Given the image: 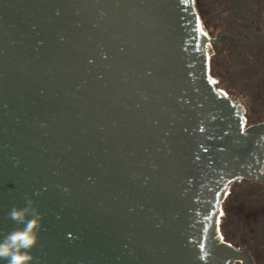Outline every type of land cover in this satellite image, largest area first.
<instances>
[{
    "label": "water",
    "instance_id": "95a60500",
    "mask_svg": "<svg viewBox=\"0 0 264 264\" xmlns=\"http://www.w3.org/2000/svg\"><path fill=\"white\" fill-rule=\"evenodd\" d=\"M202 30L196 0H0V238L31 199L32 264H253L218 230L228 184L264 182V121Z\"/></svg>",
    "mask_w": 264,
    "mask_h": 264
},
{
    "label": "flooded vegetation",
    "instance_id": "af4514ba",
    "mask_svg": "<svg viewBox=\"0 0 264 264\" xmlns=\"http://www.w3.org/2000/svg\"><path fill=\"white\" fill-rule=\"evenodd\" d=\"M234 6L239 14L238 26L231 31L233 33L222 32L232 36H224L221 40L230 39L239 48L243 47L245 51L257 48L264 55V0H239ZM236 36L238 38H235ZM234 101L240 104L237 100ZM244 113L246 117L245 110ZM263 121L264 118L257 122L250 121V123L247 122V126L261 124ZM220 211L222 240L246 252L253 264H264V223H260V215L264 213V182L245 179L230 182L222 193ZM241 213L245 214L248 223L256 221L254 226L246 229V233L238 229V216ZM251 214L252 218L249 217ZM220 230L219 222L218 231L221 233Z\"/></svg>",
    "mask_w": 264,
    "mask_h": 264
},
{
    "label": "rangeland",
    "instance_id": "374dc122",
    "mask_svg": "<svg viewBox=\"0 0 264 264\" xmlns=\"http://www.w3.org/2000/svg\"><path fill=\"white\" fill-rule=\"evenodd\" d=\"M210 12L208 10L209 23L215 26V16L213 12L212 14ZM222 17L227 24L233 25L234 22V25L236 27L238 26L239 19L233 17L231 14H225ZM204 31L210 38H215L219 34V32H216L211 35L206 29ZM220 41L216 46H208L211 75L214 77L218 86L225 90L231 99L237 100L244 108L247 122L263 120L264 55L257 48H251L245 51L243 47L239 48L230 39ZM247 51L250 54H247ZM238 217V229L244 230V233H246L247 228L252 227V225L254 226V223H256V221H250L248 223L243 213ZM249 217L252 218L253 215L251 214ZM260 223H264V213L260 215ZM220 227L222 235V217L220 218Z\"/></svg>",
    "mask_w": 264,
    "mask_h": 264
},
{
    "label": "clouds",
    "instance_id": "9594fccd",
    "mask_svg": "<svg viewBox=\"0 0 264 264\" xmlns=\"http://www.w3.org/2000/svg\"><path fill=\"white\" fill-rule=\"evenodd\" d=\"M16 227L0 238V260L6 264H32V249L37 245L42 229L43 215L28 199L25 206H14L8 213Z\"/></svg>",
    "mask_w": 264,
    "mask_h": 264
},
{
    "label": "trees",
    "instance_id": "16d2710c",
    "mask_svg": "<svg viewBox=\"0 0 264 264\" xmlns=\"http://www.w3.org/2000/svg\"><path fill=\"white\" fill-rule=\"evenodd\" d=\"M237 1L239 0H196V7L200 14L204 29H206L211 35L215 34L216 32H219L220 34L224 31H229V32L233 31L236 28V25H234L235 23L233 22V25L227 24L222 16L225 14H231L233 17L238 19L239 14L236 12L234 6V4H236ZM208 10L211 11L210 12L211 14L213 12V15L215 16L214 17L215 26L209 23ZM223 40H228V39L225 38ZM214 46H216V44H214Z\"/></svg>",
    "mask_w": 264,
    "mask_h": 264
},
{
    "label": "bare ground",
    "instance_id": "6f19581e",
    "mask_svg": "<svg viewBox=\"0 0 264 264\" xmlns=\"http://www.w3.org/2000/svg\"><path fill=\"white\" fill-rule=\"evenodd\" d=\"M201 34H202L203 37H207V34L205 33L204 30H202Z\"/></svg>",
    "mask_w": 264,
    "mask_h": 264
},
{
    "label": "built area",
    "instance_id": "2783aa9c",
    "mask_svg": "<svg viewBox=\"0 0 264 264\" xmlns=\"http://www.w3.org/2000/svg\"><path fill=\"white\" fill-rule=\"evenodd\" d=\"M244 122H245V123H247V120H246V118L244 119Z\"/></svg>",
    "mask_w": 264,
    "mask_h": 264
}]
</instances>
